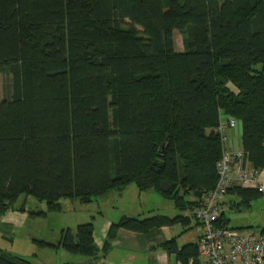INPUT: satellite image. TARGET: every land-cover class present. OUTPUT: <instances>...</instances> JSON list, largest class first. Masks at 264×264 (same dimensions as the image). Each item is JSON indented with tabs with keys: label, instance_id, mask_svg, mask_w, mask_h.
<instances>
[{
	"label": "trees",
	"instance_id": "1",
	"mask_svg": "<svg viewBox=\"0 0 264 264\" xmlns=\"http://www.w3.org/2000/svg\"><path fill=\"white\" fill-rule=\"evenodd\" d=\"M259 64L264 0H0V73L11 75L0 100V215L20 195L52 212L62 198L86 204L130 183L173 202L174 217L122 215L101 248L91 221L38 242L95 261L120 230L198 223L192 211L217 182L222 115L238 121L251 167L264 169ZM227 194L238 211L264 195L239 185ZM158 248L198 264V244ZM0 264L30 263L0 248Z\"/></svg>",
	"mask_w": 264,
	"mask_h": 264
},
{
	"label": "rangeland",
	"instance_id": "2",
	"mask_svg": "<svg viewBox=\"0 0 264 264\" xmlns=\"http://www.w3.org/2000/svg\"><path fill=\"white\" fill-rule=\"evenodd\" d=\"M183 40L184 37L175 31L174 48L182 50ZM254 68L264 71V65L259 64ZM10 84L11 75L0 73V100L6 97V90ZM131 188L134 186L131 185ZM110 194L103 197L99 195L90 204H83L76 198H62L59 200L61 211L52 212L46 211L45 202H40L31 195H20L15 203L0 215V248L9 255L25 259L30 264H88L90 259L85 256L68 253L62 248L41 246L38 242L55 244L62 229L74 230L78 224L90 221H95L96 226L107 219L117 221L124 211L134 213L130 212V208H136L135 213L139 212L135 217L144 218L157 214L160 209L158 207H162L158 201L147 197L148 195L132 205L129 203V200L134 202L132 195L125 194L126 197L120 199L112 195L115 194L114 191ZM164 202H167L169 206L166 207L165 213L170 217L175 215L171 201L166 199ZM224 209L229 227L234 229L248 227L245 230L254 233H258L264 227V195L252 201L247 209L242 208L238 211L237 208L231 207L229 201L224 203ZM39 211H45L46 216L30 215V212ZM175 213H179L178 210H175Z\"/></svg>",
	"mask_w": 264,
	"mask_h": 264
},
{
	"label": "built area",
	"instance_id": "3",
	"mask_svg": "<svg viewBox=\"0 0 264 264\" xmlns=\"http://www.w3.org/2000/svg\"><path fill=\"white\" fill-rule=\"evenodd\" d=\"M238 127L235 118L220 120L215 131L220 134L222 145L228 128ZM217 182L204 197L203 203L192 211L198 221L201 234L198 238V264H264V234L238 230L221 223V203L227 196V189L239 185L264 193V179L259 171L248 165L242 151L223 147L217 163ZM180 264V263H177ZM188 264H193L190 260Z\"/></svg>",
	"mask_w": 264,
	"mask_h": 264
},
{
	"label": "crops",
	"instance_id": "4",
	"mask_svg": "<svg viewBox=\"0 0 264 264\" xmlns=\"http://www.w3.org/2000/svg\"><path fill=\"white\" fill-rule=\"evenodd\" d=\"M175 50L182 51L183 49L182 50L175 49ZM224 119L225 116L222 115L220 120H224ZM225 137L226 140L223 145L224 148L233 151L242 150L240 126L236 128H228L227 131L225 132ZM248 165H250L249 162ZM259 175L260 178L264 179V169L259 171ZM131 185H133L134 188H131ZM111 191H114L115 193L112 195H116L120 199H124V197H126L125 194L132 195L134 197V202H132V200H129V203H131L132 205H134L133 203L137 204L140 198L143 199L145 195H148L147 197H152L153 199L158 201V203L162 206V207H158L160 208L158 209V213L160 214L157 213L156 215L169 216L167 215V213H165L168 204L167 202H164V200L168 198L160 195L154 190L139 191L135 184L130 183L129 185L125 186L121 191L118 190H111ZM111 191L102 194L101 197L111 195L110 194ZM96 198L97 197H93L90 203H92ZM230 200L234 201L235 199L232 195L227 194V196L223 199L221 203L222 212L224 214L226 211L224 209V203L226 201L230 202ZM171 205H172L171 206L172 211H174L175 214L172 215V217H174L178 213H175L176 208L174 207L172 201H171ZM130 210H131L130 212H134V213H127L128 211H124V213L120 214L119 218L122 215L137 216V214H139V212L135 213L137 210L136 208L135 209L130 208ZM94 222L95 221H93L94 240L97 246L101 248L103 246L110 224L116 221H114L113 219H107L104 222H101L98 226H96ZM186 227L187 229H183L182 226L176 224L171 227H162L159 230H153L145 234L120 230L116 238L112 241L110 250L103 257H101L96 261L91 259L90 261L88 260L89 261L88 264L90 263L92 264H176L175 255L169 254L166 251L158 248V245L160 242L168 241L172 238H175L178 248H181L186 244H191V243L197 244L198 238L201 234V228L199 223H197L195 220L192 219L189 225Z\"/></svg>",
	"mask_w": 264,
	"mask_h": 264
},
{
	"label": "water",
	"instance_id": "5",
	"mask_svg": "<svg viewBox=\"0 0 264 264\" xmlns=\"http://www.w3.org/2000/svg\"><path fill=\"white\" fill-rule=\"evenodd\" d=\"M169 184L166 182V181H162L161 183H160V190L162 191V192H167L168 190H169ZM90 264H92V263H90Z\"/></svg>",
	"mask_w": 264,
	"mask_h": 264
}]
</instances>
